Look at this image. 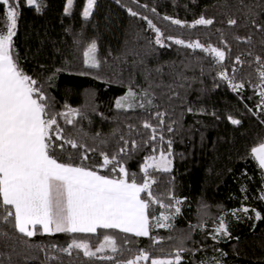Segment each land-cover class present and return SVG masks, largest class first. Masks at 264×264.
Here are the masks:
<instances>
[{"label": "trees", "instance_id": "1", "mask_svg": "<svg viewBox=\"0 0 264 264\" xmlns=\"http://www.w3.org/2000/svg\"><path fill=\"white\" fill-rule=\"evenodd\" d=\"M86 1L74 0L71 14L66 15V0H42L46 6L40 13L27 6L26 0H20L13 38L20 66L44 86L54 111L63 112L68 105L84 113L83 118H76L77 126L87 134V145L97 148L84 161L88 167L102 163L101 150L111 155L122 146L120 136H124L130 149L124 166L141 181V164L156 146L144 144L150 130L144 129L143 123L156 125L155 113H166L163 134L166 141L172 140L171 172L154 173L158 183L153 189L165 204L170 203L169 193L179 198L181 212L170 221L171 228L152 229L149 237H135L118 229H98L96 233L75 234H41L40 230L27 238L9 225L0 224L11 237L0 239V251L12 253L14 246L21 255L13 254V264H45L44 252L29 250L22 241L66 247L76 238L87 242L94 251L93 245L103 243L108 234L116 238L123 255L110 250L98 255H116L117 259L127 260L144 249L152 257L163 258L182 241L186 251L181 264H264V200L260 199L264 171L250 155L253 147L264 142V111L258 107L260 97L254 88L259 82L254 58H264V33L249 23L251 19L264 23V0H96L87 20L82 14ZM128 9L138 15H130ZM4 11L0 5V20ZM201 15L212 18L213 25L187 26ZM142 16L161 30L162 44L155 43L156 33ZM165 16L179 19L186 26L174 25L164 20ZM230 18L237 19V26L228 25ZM245 23L247 27L242 26ZM235 36H251V43L237 41ZM167 37L183 39L185 44L199 40L206 47L225 51L226 58L218 64L214 53L178 45ZM93 40L101 60L98 69L86 68L83 63V51ZM237 56L242 64L235 62ZM56 69L62 71L48 80ZM221 71L229 78L235 75L234 82L244 83V88L233 90L220 78ZM130 88L140 94L148 90L143 102L145 109L138 103L117 108V100ZM148 99L153 106H147ZM229 116L241 123L233 125ZM59 122L65 126L62 119ZM168 125L173 128L171 133L167 131ZM101 140H106L107 145H101ZM133 140L140 145L136 151L131 150ZM163 147L166 149L167 144ZM69 153L73 163L81 162L78 149L57 150L55 155L67 161ZM100 172L109 174L106 169ZM141 195L145 197L146 193ZM165 211L153 204L150 218ZM257 212L260 219H256ZM221 218L227 226V236L215 232ZM151 237H159L161 242L154 245ZM126 240L130 243L126 244ZM49 254L60 256L61 264H90L82 251L74 250L68 256L49 249ZM31 256L36 258L28 259ZM91 264L113 262L93 259Z\"/></svg>", "mask_w": 264, "mask_h": 264}, {"label": "snow or ice", "instance_id": "2", "mask_svg": "<svg viewBox=\"0 0 264 264\" xmlns=\"http://www.w3.org/2000/svg\"><path fill=\"white\" fill-rule=\"evenodd\" d=\"M73 3L74 0H66L64 8L66 15L71 14ZM95 3L96 0H87L82 13L86 20L91 17ZM26 4L34 7L37 13L42 12L43 7L46 6L43 5L42 0L39 2L26 0ZM0 5H3L5 9L3 18L0 20L3 24V27H0V224L9 225L27 238L34 237L40 233L41 229V234L96 233L98 229H118L122 233H131L135 237H149L152 229L171 228L170 221L180 214L179 205L182 201L169 193L170 203L165 204L162 199L154 195L153 189V185L158 183L154 173L171 172L172 140L166 141L163 134L166 113L159 111L155 113V119L158 121L156 125L149 121L143 123V128L150 130L144 144L156 146L152 147V154L146 156L141 164L143 174L141 181L137 180L136 174H130L124 166V160L129 156L130 151L129 141L124 136H120L122 146L111 155L103 150L99 152L101 164L93 167L85 166L84 161L89 159L88 153L96 152L97 148L87 145L84 141V136L87 134L77 126L76 118H83L84 113L68 105L64 106L63 112L53 110V103L46 94L44 86L28 75L19 63V54L15 49L13 38L16 35L17 20L20 15V0H0ZM141 7L147 6L141 5ZM128 11L132 16L138 15L132 9ZM151 11L155 14V8ZM141 19L146 20L148 27L155 31V43L162 44L161 30L148 17L142 16ZM163 19L170 20L174 25L186 26L179 19L168 16ZM213 23L212 18L201 15L194 23L187 26L195 28L197 25L210 26ZM227 23L230 26H237V19L230 18ZM249 23L264 33V23L257 24L255 19H251ZM242 26L247 27L248 24L245 23ZM220 35L223 39L222 32ZM234 38L237 41L251 43V36L247 38L235 36ZM167 39L174 38L167 37ZM174 42L190 49L214 53L218 64L226 58L225 51L211 45L206 47L199 40L187 44L183 39H174ZM97 50V42L93 40L83 51V63L86 68H100L101 60L97 57ZM249 55L252 53L250 52ZM254 60L259 81L254 88L260 97L258 107L264 111V58L257 55ZM235 62L243 63L239 56L236 57ZM60 71L62 69H56L48 80ZM235 72L236 69L233 68V73ZM219 76L226 80L235 91L244 88V83L234 82L235 75L229 78L226 72L221 71ZM148 94L147 89L142 93L145 98ZM136 95L137 93L130 88L125 97L117 100V108L124 107L123 100H128L129 97L135 98ZM132 106V104L128 105V107ZM138 106L142 109L146 108L145 103H140ZM147 106H153L151 99L147 100ZM58 118L63 120L65 126L71 125V130L62 126ZM228 119L233 125L241 123L240 120L231 116ZM129 128L131 129L132 126L130 125ZM167 131L169 133L173 131L171 125L167 126ZM165 143L166 149L163 147ZM100 144L107 145V141L101 140ZM69 147L73 150H81L79 164L72 162L71 153L67 161H61L56 157L57 150L64 152ZM139 147L135 140L131 142L132 151L138 150ZM250 155L258 167L264 170V143L253 147ZM101 169H106L109 174H101ZM142 193H146V196L142 197ZM260 199L264 200V192L261 193ZM153 204L159 205L166 211L150 218L149 209ZM242 210L245 213L248 212L247 208ZM260 218L261 215L257 212L256 219ZM215 232L229 235L223 218ZM5 238L11 237L0 228V239ZM151 239L154 245L161 242L159 237H151ZM22 242L29 250L38 249L44 252L45 264H51V262L61 264L60 256L49 254V249L68 256H71L74 250L82 251L83 257L90 264L93 259L111 261L113 264H140L141 261H150V264H181L182 253L186 251L181 241L180 246L173 253L163 258L152 257L144 249H140L138 255L127 260L117 259L116 255H98L105 253L106 250L119 256L123 255V248L117 244L116 238L108 234L104 235V242L94 251L87 242L76 238H73L66 247H59L56 244L35 245L28 243L27 240ZM125 243L130 241L126 240ZM13 254L21 255L14 246H12V253L0 251V264H13ZM35 258L28 257V259Z\"/></svg>", "mask_w": 264, "mask_h": 264}, {"label": "rangeland", "instance_id": "3", "mask_svg": "<svg viewBox=\"0 0 264 264\" xmlns=\"http://www.w3.org/2000/svg\"><path fill=\"white\" fill-rule=\"evenodd\" d=\"M87 2V1H86ZM86 6V5H85ZM135 92V91H134ZM128 93V92H127ZM126 93V95H127ZM137 93L136 97L135 98H132V97H129L128 100H123L122 103L125 107H128L129 104H132V105H135L136 103L140 104V103H143L145 101V98L142 94L138 93V92H135ZM126 95H124L123 97H125ZM122 98V97H121ZM121 98H119L118 100H120ZM158 155V154H157ZM104 238V237H103ZM100 244L97 243L95 245H93V249H96ZM161 258V257H160ZM140 264H150V261L148 262H144V261H141Z\"/></svg>", "mask_w": 264, "mask_h": 264}, {"label": "crops", "instance_id": "4", "mask_svg": "<svg viewBox=\"0 0 264 264\" xmlns=\"http://www.w3.org/2000/svg\"><path fill=\"white\" fill-rule=\"evenodd\" d=\"M263 143H264V142H263ZM260 144H261V143H260ZM257 146H258V145H257ZM255 147H256V146H255ZM263 171H264V170H263ZM37 228L39 229V228H40V226L38 225V226H37ZM41 231H42V229H41Z\"/></svg>", "mask_w": 264, "mask_h": 264}]
</instances>
